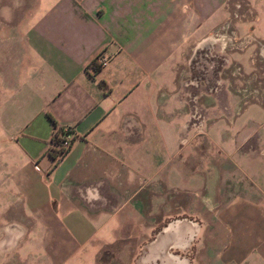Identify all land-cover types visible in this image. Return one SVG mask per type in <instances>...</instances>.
<instances>
[{
    "label": "crops",
    "instance_id": "obj_1",
    "mask_svg": "<svg viewBox=\"0 0 264 264\" xmlns=\"http://www.w3.org/2000/svg\"><path fill=\"white\" fill-rule=\"evenodd\" d=\"M12 2L0 0V264H264L263 38L222 45L230 75L204 99L206 135L178 136L192 55L262 21L264 0L246 14L228 0ZM52 118L76 137L57 161Z\"/></svg>",
    "mask_w": 264,
    "mask_h": 264
},
{
    "label": "rangeland",
    "instance_id": "obj_2",
    "mask_svg": "<svg viewBox=\"0 0 264 264\" xmlns=\"http://www.w3.org/2000/svg\"><path fill=\"white\" fill-rule=\"evenodd\" d=\"M12 1H13L12 3L15 6L22 5V0H12ZM228 1L231 5L232 10L235 6L236 9L239 8L237 4H241L242 5V7H240L241 12H243V14L247 13V8H248L247 0H233V1L228 0ZM250 1L252 2V0ZM35 3L36 2H32L31 6L32 4ZM237 12L239 13L240 11L237 10ZM257 14H259L261 17L262 16L264 17V10H259ZM248 15H251V13L248 12ZM236 27L239 31L238 36H236V34L234 35L229 32V34L224 33V35L219 37V39L214 40L215 35H210V37L208 38H213L214 40V43H212L213 46H210V48H200L199 51L193 54L190 59V64L188 65V71L186 73L188 75H185L184 77V81H183L184 85L181 96L185 95L183 96L185 102L184 104L187 105V107L190 109V117L186 124L189 127L187 128V130L190 129L191 131L190 132L182 131L181 129L178 130L179 138L180 139L184 138L187 141V143H185L184 146L187 145L190 146L192 144L193 142L192 136L203 137L204 135H206L203 131L199 132V122L202 121V123H204V120L207 117V114L202 112V109L204 111V106L206 105V101H204V99L208 98L207 96L213 97L215 94L219 93L222 90L223 85H225V83L227 82L224 81L225 79L222 80L221 76L223 75L225 77V75H230L229 71H227V69L230 67V61H231L230 57L226 54L227 51L226 49L228 47L223 49L222 45H229V46L234 45V48L242 47L243 45H249L250 43L248 41H250V39H246L245 35L250 31L253 32L254 36L258 40L261 38L264 39V18L260 22H257V20L255 19H253L250 22L245 21L242 23L238 21ZM257 43L258 42L255 41L254 45H256ZM232 71L235 72L236 74L238 72H241L242 71L241 66L237 65L235 69H232ZM248 71L252 73V70H248ZM241 74L243 75V79H245L244 82H242L244 84L242 91H244L245 94H248V92L257 93L259 90L258 87L260 85L256 83L255 86L253 85L254 87L251 86L252 85L251 82H249V80H246L247 75L250 74L245 70H243ZM210 76H214L213 81L211 82L208 81ZM160 98L167 99L168 96H166L165 93ZM256 105L257 104H254L253 106ZM250 106L253 107L252 105ZM238 120H241V118H239Z\"/></svg>",
    "mask_w": 264,
    "mask_h": 264
},
{
    "label": "trees",
    "instance_id": "obj_3",
    "mask_svg": "<svg viewBox=\"0 0 264 264\" xmlns=\"http://www.w3.org/2000/svg\"><path fill=\"white\" fill-rule=\"evenodd\" d=\"M92 66L94 67L95 72H98L101 69V64L98 62L97 63L95 62ZM52 120L56 127V131H55L54 136L52 137V140H51L52 147L50 148L49 152L51 156L57 161L61 157H63L68 152L69 149H64V147L61 144L62 134L65 133L64 127L59 126L55 119L52 118ZM70 132H72L71 129H70ZM74 138L76 137L74 136Z\"/></svg>",
    "mask_w": 264,
    "mask_h": 264
},
{
    "label": "built area",
    "instance_id": "obj_4",
    "mask_svg": "<svg viewBox=\"0 0 264 264\" xmlns=\"http://www.w3.org/2000/svg\"><path fill=\"white\" fill-rule=\"evenodd\" d=\"M99 62L101 65H105L107 63V58L104 55L100 56ZM202 121L199 122V132H202ZM188 128V125L186 124V129ZM74 140V136L72 132L69 130H65V133L62 134V146L64 149H69L72 145V142Z\"/></svg>",
    "mask_w": 264,
    "mask_h": 264
},
{
    "label": "flooded vegetation",
    "instance_id": "obj_5",
    "mask_svg": "<svg viewBox=\"0 0 264 264\" xmlns=\"http://www.w3.org/2000/svg\"><path fill=\"white\" fill-rule=\"evenodd\" d=\"M212 43H214L213 38L209 39L208 41L204 42L203 44L205 45V47H207V46L212 45ZM213 78H214V76H210L208 81L209 82L213 81ZM195 83H197V82H195Z\"/></svg>",
    "mask_w": 264,
    "mask_h": 264
},
{
    "label": "bare ground",
    "instance_id": "obj_6",
    "mask_svg": "<svg viewBox=\"0 0 264 264\" xmlns=\"http://www.w3.org/2000/svg\"><path fill=\"white\" fill-rule=\"evenodd\" d=\"M209 39H211V38H208L206 41H208ZM206 41H205V42H206Z\"/></svg>",
    "mask_w": 264,
    "mask_h": 264
}]
</instances>
